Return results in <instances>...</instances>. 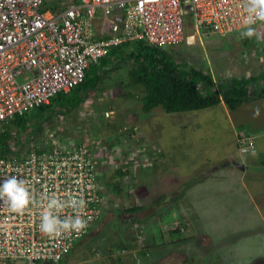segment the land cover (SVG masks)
Returning <instances> with one entry per match:
<instances>
[{
  "label": "rangeland",
  "instance_id": "1",
  "mask_svg": "<svg viewBox=\"0 0 264 264\" xmlns=\"http://www.w3.org/2000/svg\"><path fill=\"white\" fill-rule=\"evenodd\" d=\"M63 2L47 0L46 8ZM187 36H195L191 45L168 49L175 63L203 71L223 88L232 76L245 73L246 63L240 66L238 57L242 50L247 58L248 50L232 37L196 34L191 26ZM253 61L262 66L254 72L258 75L264 71V52ZM112 66L97 64L87 71L92 88L82 92L80 97L88 98L79 109L64 116L56 115L57 107L27 114L24 145L13 146L20 154L40 148L46 152L56 140L65 148L86 147L101 159V215L61 264H121L122 257L124 264H264V227L257 221L246 224L264 219V100L234 111L221 104L182 113H167L160 106L144 113V95L129 86L128 66L102 80V72ZM242 81L251 94L264 88L260 78L238 77ZM40 122H45L42 129ZM240 136L255 139L258 153L243 154ZM228 160L245 171L226 169ZM122 167L129 173H118ZM215 168L217 174L209 177ZM134 205L144 210L127 213ZM188 210L195 226L188 225ZM178 226L183 230L177 231ZM192 228L201 232L203 241Z\"/></svg>",
  "mask_w": 264,
  "mask_h": 264
},
{
  "label": "built area",
  "instance_id": "2",
  "mask_svg": "<svg viewBox=\"0 0 264 264\" xmlns=\"http://www.w3.org/2000/svg\"><path fill=\"white\" fill-rule=\"evenodd\" d=\"M46 1L0 0L2 125L78 87L92 66L125 43L145 41L171 49L195 37H187L188 26L221 37L247 28L243 0H65L50 9ZM262 22L257 19L252 26ZM238 143L243 154L257 151L255 139ZM65 146L54 140L49 152L40 148L0 157V183L11 176L26 180L40 205L13 211L0 201V264H60L101 215V159L86 147ZM51 195L83 200V208L66 207L59 215H80L87 227L43 233L40 216Z\"/></svg>",
  "mask_w": 264,
  "mask_h": 264
},
{
  "label": "trees",
  "instance_id": "3",
  "mask_svg": "<svg viewBox=\"0 0 264 264\" xmlns=\"http://www.w3.org/2000/svg\"><path fill=\"white\" fill-rule=\"evenodd\" d=\"M252 40L253 38H248L245 44L249 45V41ZM112 64L113 66L111 68L102 72V80H104L107 73H117L123 66H128L129 86L138 87L144 95L142 101V110L144 113H150L160 106L167 113H182L207 109L221 105L222 103L234 111L244 103L264 100V88L251 94L252 91L246 89L245 84L247 82L242 81V83H239L237 82L238 79L233 80L232 83H229L230 85H226L224 88L222 85L217 86L212 76L195 68L188 70L185 65L181 66L174 62L171 51L166 48L151 46L145 41L125 43L112 49L109 56L101 61L100 66H111ZM261 80H264V74L261 76ZM97 86L95 85L93 89H97ZM90 88L92 87H90L86 73V78L81 85L68 93H60L53 99L51 105L43 106L39 110L57 107L55 110L56 115L64 116V114H69L76 108L79 109L84 106L88 97L81 98L80 96L83 91L87 92ZM208 90L214 92L210 94L207 92ZM24 117H18L9 125L0 124V157L7 158L13 155L15 153L13 146L17 142H19L20 147H23L25 141L21 136V132L25 130V126H23ZM44 123H39L41 124L39 125L41 129ZM16 148L18 149V146ZM52 149L51 146L50 150ZM44 151L40 150V152ZM18 152L20 154L19 150ZM142 153H145V151L143 150ZM142 165L145 166L146 163ZM140 169L142 170L143 168L141 167ZM98 170L101 171L102 168L99 167ZM117 172L123 174L129 173V170L122 167ZM136 172L140 177L141 171L136 169ZM117 189L118 186L116 187ZM142 210H144V206L134 205L131 209H128L127 213L133 214L135 212H141ZM189 214L188 210V225L192 223ZM192 225L195 226L193 223ZM173 230L175 231V229H171L170 231ZM179 230H183V228L178 226L177 231ZM143 238L145 237L143 236ZM161 245H165V243L161 242ZM145 252L146 250H143L141 252L142 255L148 256V253ZM121 264H124L123 257ZM184 264L187 263L184 262Z\"/></svg>",
  "mask_w": 264,
  "mask_h": 264
},
{
  "label": "clouds",
  "instance_id": "4",
  "mask_svg": "<svg viewBox=\"0 0 264 264\" xmlns=\"http://www.w3.org/2000/svg\"><path fill=\"white\" fill-rule=\"evenodd\" d=\"M243 7L247 14L245 20L247 28L241 33V37H256L258 40L261 39L262 34L252 25L257 19L264 21V0H243ZM196 34L198 33L196 32ZM194 40L189 39L188 41L186 39L184 43L188 44L191 41L193 43ZM255 116H259V109H256ZM240 138L241 136L238 138V142ZM256 153H258V148ZM0 201L13 211H22L29 205L40 206L30 192L27 181L17 176L5 178L3 183H0ZM84 206L85 202L83 200H77L75 198L71 200H60L55 195L49 196L47 198V205L44 207L40 216V230L45 234L59 235L68 231L85 229L87 223L80 215L65 217L63 219L59 215L66 207H71L78 211Z\"/></svg>",
  "mask_w": 264,
  "mask_h": 264
},
{
  "label": "crops",
  "instance_id": "5",
  "mask_svg": "<svg viewBox=\"0 0 264 264\" xmlns=\"http://www.w3.org/2000/svg\"><path fill=\"white\" fill-rule=\"evenodd\" d=\"M256 29L262 34V37L259 40L256 37H252L253 40L252 41H249V43H250L249 45L245 44V43H247L246 40L248 38L241 37V33L243 31L237 32V33H234V34H231L228 37H226V39H228L229 37H232L231 38L232 41H234L235 43H237L239 45L242 44L243 46L246 47V51L248 50L247 58L245 57V55L247 53L245 54L244 51L242 52V50L240 51V54H242V56L241 57H238V59L241 58L242 61H243V63L241 62L242 65H240V66H243L246 63L245 64V67L243 68V70L246 68L244 70L245 73L243 75H242V73L241 74L239 73V75L232 76L231 77V80H230V83H232L233 80H237L238 77L252 78V79H254V78H260L261 79V76L264 74V71L261 70L260 74L255 75L254 72L255 71H258L260 69V67L262 69V66L261 65L260 66L259 65H256V63L253 61V60H258L259 61V57H261V54L264 52V21L258 27H256ZM209 35H213V34H209ZM236 39H238L239 41L236 40ZM191 43H192V41L190 43H188V45H191ZM249 56L250 57H253V60ZM251 73H252V75L250 76ZM257 148H258V146H257ZM233 161H235V160H233ZM228 162H230V164H232L231 160L225 161L224 164L227 166L226 169H228V170L231 171V169H232L231 167H235V166H230V164H228ZM217 170L218 169L215 168V170L211 174L209 173L210 174L209 177H213L214 175H216L217 174L216 173ZM243 171H245V170H243ZM236 172H237V168H236ZM142 188H144V187H142ZM143 194H146V192L143 193ZM255 221L259 222L261 224V226L264 227V219H263V217H259L258 219H253V218L252 219H249L248 223H246V224H247V226H250V225L254 224ZM192 230H193L194 234H196V236L198 234H200V237L199 238L202 239V241H203V238L204 237L201 238V236H202L201 232H198L196 229H193V228H192ZM243 231H245V228H244ZM218 258H220V257L218 256ZM222 264H225V261H223Z\"/></svg>",
  "mask_w": 264,
  "mask_h": 264
},
{
  "label": "water",
  "instance_id": "6",
  "mask_svg": "<svg viewBox=\"0 0 264 264\" xmlns=\"http://www.w3.org/2000/svg\"><path fill=\"white\" fill-rule=\"evenodd\" d=\"M236 167H238V168L241 169V170H244V169H245L244 166H240V165H237V164H236Z\"/></svg>",
  "mask_w": 264,
  "mask_h": 264
}]
</instances>
